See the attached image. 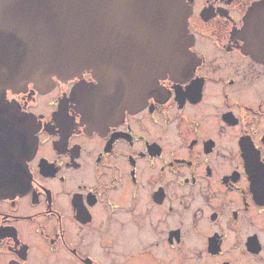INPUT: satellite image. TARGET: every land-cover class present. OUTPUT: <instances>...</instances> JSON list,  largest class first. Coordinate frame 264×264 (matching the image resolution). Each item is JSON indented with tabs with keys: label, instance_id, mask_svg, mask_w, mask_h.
Returning a JSON list of instances; mask_svg holds the SVG:
<instances>
[{
	"label": "flooded vegetation",
	"instance_id": "1",
	"mask_svg": "<svg viewBox=\"0 0 264 264\" xmlns=\"http://www.w3.org/2000/svg\"><path fill=\"white\" fill-rule=\"evenodd\" d=\"M263 1L185 0L193 71L134 111L81 104L89 73L8 91L37 131L26 188L0 193V264H264Z\"/></svg>",
	"mask_w": 264,
	"mask_h": 264
},
{
	"label": "water",
	"instance_id": "2",
	"mask_svg": "<svg viewBox=\"0 0 264 264\" xmlns=\"http://www.w3.org/2000/svg\"><path fill=\"white\" fill-rule=\"evenodd\" d=\"M189 13L185 0H0V110L8 120L0 193L26 188L36 149L35 120L12 105L8 91L24 92L30 84L43 91L54 77L89 73L97 84L76 91L79 100L89 97L81 104L95 109L118 101L123 114L139 109L160 80L182 78V66L191 61ZM247 29L260 55L264 1L251 10ZM183 70V77L193 71Z\"/></svg>",
	"mask_w": 264,
	"mask_h": 264
}]
</instances>
